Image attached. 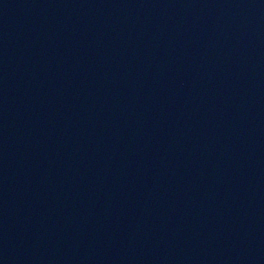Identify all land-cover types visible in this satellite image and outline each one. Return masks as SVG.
I'll list each match as a JSON object with an SVG mask.
<instances>
[{"label":"water","instance_id":"1","mask_svg":"<svg viewBox=\"0 0 264 264\" xmlns=\"http://www.w3.org/2000/svg\"><path fill=\"white\" fill-rule=\"evenodd\" d=\"M0 264H264V0H0Z\"/></svg>","mask_w":264,"mask_h":264}]
</instances>
